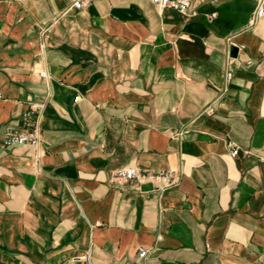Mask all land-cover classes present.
Instances as JSON below:
<instances>
[{"label": "crops", "instance_id": "obj_1", "mask_svg": "<svg viewBox=\"0 0 264 264\" xmlns=\"http://www.w3.org/2000/svg\"><path fill=\"white\" fill-rule=\"evenodd\" d=\"M72 4L0 0V264H264L256 3ZM34 107L41 140L6 146ZM129 166L180 183L108 182Z\"/></svg>", "mask_w": 264, "mask_h": 264}, {"label": "built area", "instance_id": "obj_2", "mask_svg": "<svg viewBox=\"0 0 264 264\" xmlns=\"http://www.w3.org/2000/svg\"><path fill=\"white\" fill-rule=\"evenodd\" d=\"M96 0H73V8L84 9L94 3ZM152 3L163 8H171L180 13L187 14L192 7L193 0H149ZM213 1V0H203ZM256 3V10L250 21L254 24L259 18L264 16V0H253ZM43 76L44 73H41ZM231 73L226 70V77L230 78ZM41 140V134L38 127V121L35 116V107L23 114L21 128L15 130L10 127L6 133L4 144L10 145H26L35 144ZM227 149L232 157H237L240 151L238 144L232 140L227 142ZM180 172L172 169H140L135 166L124 167L109 175L108 182L111 185H131L140 187L142 185L151 184L155 187L160 195L169 188L175 187L180 183ZM140 258L147 256V251L140 249ZM89 263V255L85 257Z\"/></svg>", "mask_w": 264, "mask_h": 264}, {"label": "water", "instance_id": "obj_3", "mask_svg": "<svg viewBox=\"0 0 264 264\" xmlns=\"http://www.w3.org/2000/svg\"><path fill=\"white\" fill-rule=\"evenodd\" d=\"M143 188H146V189H152L153 188V186L151 185V184H146V185H144V187Z\"/></svg>", "mask_w": 264, "mask_h": 264}]
</instances>
